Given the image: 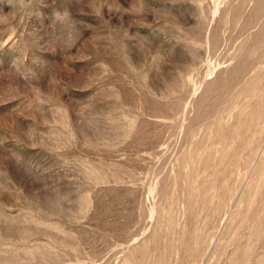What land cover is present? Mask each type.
Masks as SVG:
<instances>
[{
  "label": "rangeland",
  "instance_id": "374dc122",
  "mask_svg": "<svg viewBox=\"0 0 264 264\" xmlns=\"http://www.w3.org/2000/svg\"><path fill=\"white\" fill-rule=\"evenodd\" d=\"M0 264H264V0H0Z\"/></svg>",
  "mask_w": 264,
  "mask_h": 264
}]
</instances>
